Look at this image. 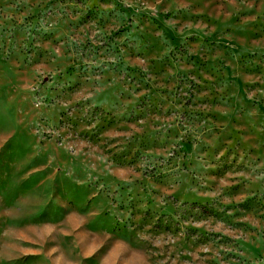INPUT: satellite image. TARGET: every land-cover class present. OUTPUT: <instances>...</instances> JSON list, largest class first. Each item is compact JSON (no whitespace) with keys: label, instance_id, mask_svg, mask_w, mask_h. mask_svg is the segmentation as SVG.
Listing matches in <instances>:
<instances>
[{"label":"rangeland","instance_id":"1","mask_svg":"<svg viewBox=\"0 0 264 264\" xmlns=\"http://www.w3.org/2000/svg\"><path fill=\"white\" fill-rule=\"evenodd\" d=\"M0 264H264V0H0Z\"/></svg>","mask_w":264,"mask_h":264}]
</instances>
